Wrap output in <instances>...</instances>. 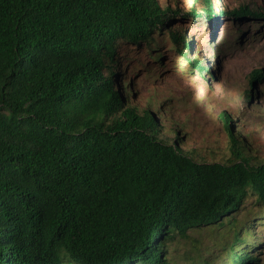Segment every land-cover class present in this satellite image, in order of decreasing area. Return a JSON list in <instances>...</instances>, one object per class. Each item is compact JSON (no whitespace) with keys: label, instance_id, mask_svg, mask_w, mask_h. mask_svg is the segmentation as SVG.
<instances>
[{"label":"trees","instance_id":"trees-1","mask_svg":"<svg viewBox=\"0 0 264 264\" xmlns=\"http://www.w3.org/2000/svg\"><path fill=\"white\" fill-rule=\"evenodd\" d=\"M199 2L189 17L258 12L242 4L216 15ZM170 17L158 0H0V264H176L164 254L176 236L233 229L248 191L264 208V161L228 115L230 156L195 161L116 86L118 45H138ZM170 37L205 76L184 34ZM260 77L254 70L249 84ZM241 241L233 232L220 245L232 264L255 261L235 251Z\"/></svg>","mask_w":264,"mask_h":264},{"label":"rangeland","instance_id":"rangeland-1","mask_svg":"<svg viewBox=\"0 0 264 264\" xmlns=\"http://www.w3.org/2000/svg\"><path fill=\"white\" fill-rule=\"evenodd\" d=\"M211 1L216 15L242 4L258 12L241 19L224 13L205 20L189 17L192 7L201 10L199 0H158L172 12L166 26L154 27L138 45L120 43L110 65L127 103L150 110L160 125L159 137L177 140L195 161L224 162L230 156L223 114L247 154L255 162L264 161V0ZM172 31H180L191 43L190 58L197 55L208 66L205 76L177 50ZM257 69L260 80L250 85L249 76ZM229 217L235 219L233 229L191 230L187 238L167 242L164 254L176 264H192L219 253L214 256L217 264H232L220 245L238 232L242 241L235 251L246 248L255 260L250 264H264V208L255 195L248 191Z\"/></svg>","mask_w":264,"mask_h":264},{"label":"clouds","instance_id":"clouds-1","mask_svg":"<svg viewBox=\"0 0 264 264\" xmlns=\"http://www.w3.org/2000/svg\"><path fill=\"white\" fill-rule=\"evenodd\" d=\"M114 77H115V79H116V75L114 74ZM116 86H117V88L119 89V91H120V88H119V86H118V84H117V79H116ZM120 93H121V91H120ZM122 95V94H121ZM155 117V116H154Z\"/></svg>","mask_w":264,"mask_h":264}]
</instances>
